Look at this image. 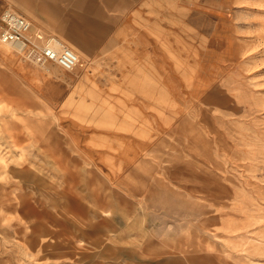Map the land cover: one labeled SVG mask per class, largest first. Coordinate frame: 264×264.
Returning <instances> with one entry per match:
<instances>
[{
	"label": "rangeland",
	"instance_id": "obj_1",
	"mask_svg": "<svg viewBox=\"0 0 264 264\" xmlns=\"http://www.w3.org/2000/svg\"><path fill=\"white\" fill-rule=\"evenodd\" d=\"M129 24L72 72L0 44V264H264V0Z\"/></svg>",
	"mask_w": 264,
	"mask_h": 264
},
{
	"label": "crops",
	"instance_id": "obj_2",
	"mask_svg": "<svg viewBox=\"0 0 264 264\" xmlns=\"http://www.w3.org/2000/svg\"><path fill=\"white\" fill-rule=\"evenodd\" d=\"M27 1L34 5L30 7V16H25L40 26L45 33L58 37V34L76 37L86 35L85 40L89 48L96 49L111 35L125 34L131 25L130 21L132 23L134 18L140 15L147 2L155 0Z\"/></svg>",
	"mask_w": 264,
	"mask_h": 264
},
{
	"label": "built area",
	"instance_id": "obj_3",
	"mask_svg": "<svg viewBox=\"0 0 264 264\" xmlns=\"http://www.w3.org/2000/svg\"><path fill=\"white\" fill-rule=\"evenodd\" d=\"M0 43L15 45L22 55L36 63H57L66 71L72 72L81 64L79 54L72 47L15 11L0 15Z\"/></svg>",
	"mask_w": 264,
	"mask_h": 264
},
{
	"label": "bare ground",
	"instance_id": "obj_4",
	"mask_svg": "<svg viewBox=\"0 0 264 264\" xmlns=\"http://www.w3.org/2000/svg\"><path fill=\"white\" fill-rule=\"evenodd\" d=\"M1 45H2V52L3 53H11L12 51H16V52H20V50H19V48H17L15 45H13V44H10V43H0ZM59 44V43H58ZM79 56H80V58H81V64H80V66L79 67H83L84 66V63L82 62V56L80 55V53H79ZM34 62V61H33ZM36 63V62H35ZM37 64H39V63H37ZM33 64H31V66H32ZM39 65H46V64H39ZM30 66V65H29ZM209 168V167H208ZM161 179V178H160ZM158 181V180H157ZM157 183V182H156ZM158 184V183H157ZM166 184V183H165ZM169 187V186H168ZM178 189V188H177ZM180 189V188H179ZM161 191V190H160ZM189 193V192H188ZM168 195V194H167ZM191 195V194H190ZM186 196V195H185ZM167 198V197H166ZM190 199V198H189ZM188 199V200H189ZM196 199V198H195ZM201 199V198H200ZM182 202V201H181ZM191 202V201H190ZM196 204H197V202H196ZM200 205V204H199ZM198 205V206H199ZM166 206V205H165ZM192 206V205H191ZM206 207V206H205ZM186 208V207H185ZM192 208V207H191ZM197 208V207H196ZM204 209V208H203ZM202 210V209H201ZM145 215V214H144ZM192 223V222H191ZM199 223V222H198ZM201 225H202V222L200 223Z\"/></svg>",
	"mask_w": 264,
	"mask_h": 264
}]
</instances>
